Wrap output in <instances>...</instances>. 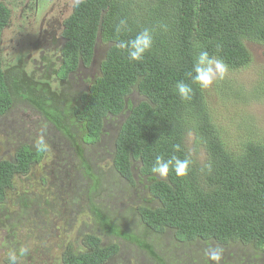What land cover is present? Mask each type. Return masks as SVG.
Wrapping results in <instances>:
<instances>
[{
  "label": "trees",
  "instance_id": "1",
  "mask_svg": "<svg viewBox=\"0 0 264 264\" xmlns=\"http://www.w3.org/2000/svg\"><path fill=\"white\" fill-rule=\"evenodd\" d=\"M9 16L0 2V115L8 114L19 101L47 114L65 132L71 156L78 155L88 173L83 144L99 139L105 119L128 112L115 138L114 167L132 183L136 174L146 180L157 205L140 209L144 230L134 236L92 205L99 230L132 239L157 264L166 262L149 241L152 233L173 232L186 245L239 242L257 250L259 258L264 256V134H254L255 128L239 122L242 114H231L239 107L233 94L220 96L230 133L209 109L204 89L193 85L190 101L175 93L178 80L190 83L186 73L200 50L222 59L231 70L253 62L247 42L264 44V0H84L65 22L66 43L59 50L63 64L58 73L64 81L61 77L80 61L89 65L95 59L99 43L107 44L100 72L92 86L82 91L40 80L21 64L8 61L1 35ZM120 19H127L130 31L118 35L114 29ZM144 27L155 29L153 47L143 61H129L116 43ZM133 93L143 99L133 102ZM188 134L203 147V163L189 152ZM177 144L179 152L174 150ZM174 154L192 159L187 176L178 177L171 170L166 178L152 173L157 155L167 159ZM44 155L35 144L21 145L12 160L0 159V221L13 178L29 174ZM87 185L93 197L100 196L94 189L99 184ZM84 239V249L68 245L63 264H105L119 252L117 244H103L95 234Z\"/></svg>",
  "mask_w": 264,
  "mask_h": 264
},
{
  "label": "rangeland",
  "instance_id": "2",
  "mask_svg": "<svg viewBox=\"0 0 264 264\" xmlns=\"http://www.w3.org/2000/svg\"><path fill=\"white\" fill-rule=\"evenodd\" d=\"M49 23L47 20H40L37 23L28 24L22 32V37H25L26 42L37 40L45 34L48 37L54 31L52 27L54 23L52 21ZM247 45L252 53L253 62L242 69H228L225 78L204 89V94L209 109L213 111L218 122L228 130L230 128L227 126L225 119L226 110L220 96L233 94L239 107L231 111V114L236 116L242 114L243 117L239 118V122L243 123L245 121L250 128H255L254 134L262 136L264 134V44L248 41ZM50 48L51 45L45 47L46 50ZM106 48L107 44L104 43H99L97 46L95 59L87 68L93 75L100 72L98 64L104 57ZM23 53L20 50L19 54ZM33 54L37 58V62L29 64L33 67L26 68L29 73L34 67L39 70L38 67L42 65L40 50H36ZM15 55L16 53L13 51L9 60L15 61L17 56H21ZM36 75L38 74L36 73ZM74 85L78 89L86 90L81 86V80H77ZM130 96L135 103L143 99L138 93H133ZM127 114H121L110 119L104 127L106 130L105 136L101 137L99 143H95L92 148L84 144V150L86 151L85 161L88 174L93 178L100 176L104 184L102 189L99 186L98 193H101V196L94 197L93 206L104 210L122 226L126 234L134 236L141 234L144 230V225L140 219V209L144 206H153L156 201L151 196L146 182L140 180L132 183L124 179L114 167L115 138ZM111 125L114 126V130H111ZM229 132L233 133L231 130ZM40 136H43L44 141L50 147L41 166L56 172L60 168L59 172L65 173L63 175L67 180L65 183L68 182L66 186L68 193L72 192L71 196L76 200L84 199L86 184L81 185L83 175L79 173H83V169L80 164H77V166L72 165V163L75 164L76 160L71 161V149L66 143L65 133L55 127L50 116L39 112L24 101L16 103L8 115L0 116V159L11 160L19 146L34 145ZM84 143L86 142L84 141ZM60 144L64 147L66 156L57 150L61 147ZM55 145H57L56 149ZM187 146L198 163H203L206 160L203 147L194 140L192 134L187 135ZM106 151H110L108 155H101L102 152ZM94 162H96V167ZM99 163H103V166H100ZM43 168L37 167L35 174L39 176L42 172H45ZM95 169L97 171L94 173ZM136 177L138 178L137 174ZM52 178L55 179V176H50V180ZM70 179L71 182H69ZM35 181H38L37 178ZM89 184H92V182L90 181ZM36 186L38 184H34L32 187L35 188ZM59 186L60 183L58 182L57 187ZM54 187L53 184L49 186L51 190H54ZM17 189L22 190L23 188L19 184ZM104 192L106 194L103 195ZM14 194L15 190L13 189L10 192V197H13ZM53 198L51 197V199ZM87 210L86 219L81 218L80 213L84 212L83 208L80 211L77 210L75 220L72 219V225H68L67 229L63 225H59V230L62 233L58 230L54 232L51 227L43 225L39 227L38 234H36V227L41 219H38L37 222L29 220L31 213L36 215L35 209L27 212L26 219L20 224L17 223L19 216L14 212L13 219L10 222L3 218L7 222V228L10 227V229L9 231H6L7 228L0 230V239L7 235L12 238V234L15 237L19 235L26 238L24 246L29 248V254L22 257L18 264H61L62 249H59L57 244L64 243L67 246L69 243L74 249L81 250L85 248L86 241L84 237L91 233L99 236L103 243L119 246V252L116 256L105 262V264H157L150 256V252L138 246L132 239L123 234L116 235L106 232L102 228L99 231L98 218L90 212L89 207ZM104 219L106 222L109 221L106 214ZM50 222L53 224L51 220ZM67 222L69 223L70 220L67 219ZM149 241L154 244L156 253L163 257L166 264H215V262L209 261L205 255L209 247L223 249L220 264H264V256L259 258L260 254L257 250L255 251L251 246L239 242H232L228 245L219 243L217 245L215 242L186 245L183 240L177 239L173 232H165L160 235L152 233ZM6 256L4 245L0 241V264H4Z\"/></svg>",
  "mask_w": 264,
  "mask_h": 264
},
{
  "label": "flooded vegetation",
  "instance_id": "3",
  "mask_svg": "<svg viewBox=\"0 0 264 264\" xmlns=\"http://www.w3.org/2000/svg\"><path fill=\"white\" fill-rule=\"evenodd\" d=\"M0 2H2L8 8L10 14L8 19L9 21L7 25L4 27L2 31L3 34L1 35L2 36L1 46H3V51L5 52V55L8 57V61H10L9 58L12 57V52L14 51L16 53L15 56L17 55H21V56H17L15 58V61H10V62H13V64L16 65L21 64L24 68L29 69L33 67L30 66L29 64L31 63L35 64L37 62V58L34 56L33 53H35L36 50H40L42 65L38 67L39 70L35 69L34 67L30 71V73L33 74L34 77H37L40 80L47 78L50 82H62L64 86H72L74 88H77L74 85V83H76L77 80H81V86L85 89H89L92 86V83L96 79V75H93L90 72V70L87 68L91 65L93 60L89 65H86L85 63L80 61L78 66L74 70H71L67 76L61 77L64 78V81L60 79L58 76V73L60 71V66L63 64L62 63L63 59L59 55V50H61L66 43L65 22L66 20L69 19V17L67 19H64V14L68 10V0H0ZM40 20H47L48 24H50L49 22L52 21L55 25L52 26L54 31L49 34L48 36L49 38L47 37V34H45V35H41L37 40H29L26 42L25 37H22V32L24 28L28 24L37 23V21ZM50 45L51 48L46 50L45 47ZM20 50H22L24 53L19 54ZM72 60H74V57L70 59V61ZM55 66H59V67L56 68ZM36 73L38 75H36ZM82 90L83 89H81V91ZM6 115L8 114H4L0 116H6ZM110 119H112V117ZM106 125H107V121L105 119L101 131V135L99 139L94 143H99L101 137L103 138L105 136L106 130L104 127ZM110 128L111 130H114L113 125H111ZM45 143L47 145V150L45 151V155L42 157V159L39 162H36L35 164L32 165L30 173L27 175L18 174L13 178V186L7 189L5 193V200L3 202V206L4 209L6 208L7 210L4 212L3 218H5L7 222H10L11 219H13V213L15 212L16 215L19 216L17 223L20 224L22 221L26 219V213L30 212V210L32 209H35L37 212L36 215L31 213L29 220H31V222L32 221L37 222L38 219L39 220L41 219L40 223L36 227L37 228L36 234H38L39 232V227L43 225L51 227V229L54 232L58 230V232L62 233L59 230L58 226L63 225L64 228L67 229L68 225H72L71 221L72 219L75 220L77 210L80 211L81 209L84 208V212L80 213L82 219L87 218L88 207L90 209V212L92 213L91 208L93 205L94 197L92 196L91 191L89 190L87 184H89L90 181L94 185L99 184L98 187L94 188L97 193L99 186L102 189L104 188V184L100 176H95L93 178L88 173H85V166H83L82 168L83 173L82 172L79 173L83 175L81 185L86 184L85 187L86 189L84 192L85 198L84 199L81 198L77 200L73 198L71 196L72 192L68 193L66 189L68 182L65 183L67 181L63 176L65 173L59 172L60 168L56 172L55 170H51L50 168H43L41 166V163H44L43 159L44 157H46L50 148L48 143L47 142ZM94 143L87 144V147L89 146L92 148L95 145ZM56 148L57 145H55V149ZM69 148L71 149L70 146ZM84 148L85 146L83 144L81 153L82 155H84L83 158L85 159L86 151L84 150ZM57 150L66 156V152L63 146H61ZM109 152L110 151L102 152L101 155H108ZM72 158H73L71 159L72 162L73 160H76L75 164L72 163L73 166H77V164H80V159L78 155L76 156V154H74ZM94 164L96 167V162H94ZM99 165L103 166V163H99ZM59 166H60V162H59ZM37 167L43 168L47 174L45 172H42L39 176H37L35 174V169ZM96 171L97 169H95L94 173ZM50 176H55V179L52 178V180H50ZM36 178L38 181H35ZM58 182L60 183L59 187H57ZM69 182H71V179L69 180ZM19 184L23 188L22 190L17 189ZM34 184H38V186H36L35 188L32 187ZM51 184L55 186L54 190H51L49 188ZM13 189L15 190V194L13 197H10V192ZM98 194L101 196V193ZM104 194L106 193L104 192L103 195ZM51 197L54 198L51 199ZM67 219L70 220L69 223L67 222ZM50 220L53 222L54 225L50 222ZM7 222H5L2 219V215H1L0 230L7 228L8 226ZM90 222L92 223V221ZM9 229L10 227H8L6 231H9ZM0 241L3 243L5 248V253L7 254L10 248L24 245L26 238L21 237L19 235L15 237L14 234H12V238H9V235H7L6 237L1 238ZM103 244H107V243H103ZM68 245L69 243L67 244V246H65L64 243L57 244L59 249H62L61 261H60L61 264H63V254L64 251L68 248ZM20 259H22V257H20ZM3 263L8 264L6 257L4 258Z\"/></svg>",
  "mask_w": 264,
  "mask_h": 264
},
{
  "label": "clouds",
  "instance_id": "4",
  "mask_svg": "<svg viewBox=\"0 0 264 264\" xmlns=\"http://www.w3.org/2000/svg\"><path fill=\"white\" fill-rule=\"evenodd\" d=\"M83 3L84 0H68V10L64 14V19H67L72 14V11L79 8ZM161 28L167 30L166 25H161ZM114 30L118 35L129 32L130 28L127 19H120L119 23L115 25ZM154 31L155 29L153 28L144 27L129 39L119 40L116 43V47L126 53L129 61L141 62L144 60L145 54L153 47ZM217 48L219 49V45H217ZM227 72L228 66L222 59L214 55H210L207 50H200L194 59L191 70L186 73V77L190 80V83H186L184 80H178L175 84V93L182 101H190L194 94L193 85H198L202 89H207L213 85V83L223 80ZM35 147L38 151L47 150V145L43 136H40L37 139ZM174 150L179 152L181 150V146L179 144L174 145ZM192 164L193 161L189 156L180 158L174 154L165 159L164 156L157 155L151 171L159 177L166 178L170 170L174 171L178 177H185L188 175ZM207 167L209 171H211V166L208 165ZM134 178L136 181H143L140 177L137 178L134 176ZM144 181L146 182V180ZM28 254L29 248L24 245H20L19 247L10 248L6 259L8 264H18L20 257L27 256ZM205 255L209 261L215 262V264H220L223 257V249L220 247H209L206 250Z\"/></svg>",
  "mask_w": 264,
  "mask_h": 264
},
{
  "label": "water",
  "instance_id": "5",
  "mask_svg": "<svg viewBox=\"0 0 264 264\" xmlns=\"http://www.w3.org/2000/svg\"><path fill=\"white\" fill-rule=\"evenodd\" d=\"M3 34V33H2ZM98 46V45H97ZM97 46H96V48H95V55H96V52H97ZM106 51V50H105ZM106 53V52H105ZM103 59V58H102ZM101 59V60H102ZM101 60L99 61V64H98V67H99V65H100V62H101Z\"/></svg>",
  "mask_w": 264,
  "mask_h": 264
}]
</instances>
